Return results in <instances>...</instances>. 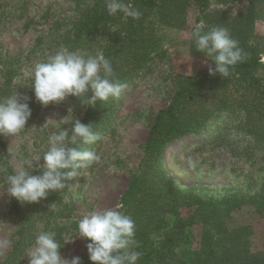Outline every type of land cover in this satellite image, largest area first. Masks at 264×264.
Wrapping results in <instances>:
<instances>
[{
    "label": "rangeland",
    "instance_id": "rangeland-1",
    "mask_svg": "<svg viewBox=\"0 0 264 264\" xmlns=\"http://www.w3.org/2000/svg\"><path fill=\"white\" fill-rule=\"evenodd\" d=\"M107 0H0V86L11 77L12 94L24 97L31 89L29 76L34 64L43 62L56 50L66 47L85 51L73 42L74 32L89 11L106 6ZM208 11L228 8L232 14L246 10V2L226 5L209 0ZM197 6H190L182 29L163 28L161 51L147 67L129 78L120 97L110 125L100 132V139L85 148L95 151L100 160L88 168L78 169V176L67 179L58 197L38 210L32 233L54 232L61 243L62 258L81 257L85 239L75 236L77 222L91 211L114 208L130 182L138 175L144 157L148 131L158 111L170 100V82L176 74L193 75L209 66L204 55L192 54L189 35L196 24ZM255 22V31L264 36V12ZM201 24V23H199ZM264 62V58L261 59ZM90 95V93H89ZM85 104L68 96L65 101L39 105L26 122L25 129L13 135H0V169L11 174L14 168L47 146V138L57 131L59 121L68 115L83 118ZM239 118L220 115L204 126L198 134L181 137L163 149L167 175L182 189L217 200L228 194L251 197L264 191V151L253 139L237 129ZM71 123L61 125L69 129ZM42 163V161H41ZM5 172L0 171V241L10 239V247L0 249L3 264L18 238V230L33 203L15 205L3 185ZM33 175L39 174L34 171ZM189 209H182L186 216ZM230 227L250 224L254 249L264 248V211L251 204L236 209L227 219ZM197 245L201 227L193 226ZM34 240V239H33ZM32 240V242H33ZM28 244L19 264H28Z\"/></svg>",
    "mask_w": 264,
    "mask_h": 264
},
{
    "label": "trees",
    "instance_id": "trees-1",
    "mask_svg": "<svg viewBox=\"0 0 264 264\" xmlns=\"http://www.w3.org/2000/svg\"><path fill=\"white\" fill-rule=\"evenodd\" d=\"M226 5L246 2V10L232 14L228 8L208 11L209 0H124L141 13L139 19L108 14L106 6L89 11L77 25L73 42L85 53L102 50L110 59L114 78L125 83L147 67L161 51L163 28L182 29L190 6H197L196 24L204 31L225 27L245 53L242 62L230 68L228 77L209 75V66L193 75L176 74L170 82V100L156 114L148 131L144 157L138 175L121 197L123 211L135 222V239L141 253L137 264H264V248L254 249L250 224L230 227L228 217L243 205L264 211V191L245 197L236 193L212 200L182 189L167 175L164 147L186 136L198 134L220 115L235 116L237 129L250 136L264 151V36L255 31V22L264 12V0H215ZM192 28V30H193ZM191 30V31H192ZM192 54L197 52L191 41ZM11 77L0 86V97L12 95ZM91 95V93H90ZM31 112L40 103L32 89L24 92ZM86 106L81 123L91 124L100 134L115 112V100ZM84 147V146H83ZM66 181L64 183L66 184ZM60 191L52 192L30 207L18 232L12 251L3 264H19L25 247L32 242L34 219L40 208H48ZM16 205L18 201L12 199ZM189 209L186 216L182 209ZM200 225L197 245L193 246V226ZM85 239L81 264H92Z\"/></svg>",
    "mask_w": 264,
    "mask_h": 264
},
{
    "label": "clouds",
    "instance_id": "clouds-1",
    "mask_svg": "<svg viewBox=\"0 0 264 264\" xmlns=\"http://www.w3.org/2000/svg\"><path fill=\"white\" fill-rule=\"evenodd\" d=\"M109 15L122 13L124 18L139 19L141 13L124 0H107ZM197 52L211 61L209 75L228 77L230 68L242 62L245 53L238 41L225 27H212L204 31L197 24L189 35ZM31 89L35 100L43 106L65 101L68 96L79 98L81 104L95 106L118 98L125 84L114 78L110 59L102 50L95 54L60 48L43 62H38L29 71ZM91 93V95H89ZM28 97H21L17 91L7 97H0V135H13L25 129L31 117ZM57 125V131L50 133L47 146L39 154L21 162L11 174L6 169L3 185L7 195L20 203H36L46 199L52 192L65 188L64 181L78 176V169L88 168L100 160L99 155L84 145L95 144L100 136L91 124L73 120L71 109ZM71 123L69 129L61 125ZM42 161V163H41ZM36 171L39 174L33 175ZM118 203L114 208L88 212L77 222L75 236L90 241L86 244L92 264H137L141 253L135 239V222ZM12 241H0V249L10 247ZM61 243L54 232L41 231L35 236L26 253L28 264H81V259L62 258Z\"/></svg>",
    "mask_w": 264,
    "mask_h": 264
}]
</instances>
